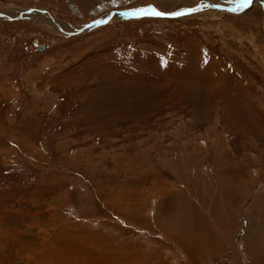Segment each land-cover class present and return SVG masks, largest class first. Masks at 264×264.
Wrapping results in <instances>:
<instances>
[{
	"label": "rangeland",
	"instance_id": "obj_1",
	"mask_svg": "<svg viewBox=\"0 0 264 264\" xmlns=\"http://www.w3.org/2000/svg\"><path fill=\"white\" fill-rule=\"evenodd\" d=\"M150 6L166 15L127 14ZM234 8L0 0L17 12H0V264H40L56 242L115 264H264V0ZM144 52L194 55L208 82L94 58L146 70L127 56Z\"/></svg>",
	"mask_w": 264,
	"mask_h": 264
},
{
	"label": "bare ground",
	"instance_id": "obj_2",
	"mask_svg": "<svg viewBox=\"0 0 264 264\" xmlns=\"http://www.w3.org/2000/svg\"><path fill=\"white\" fill-rule=\"evenodd\" d=\"M214 1V0H213ZM204 3H206V2H204ZM210 3V2H209ZM207 4V3H206ZM205 5V4H204ZM202 8H204V7H202ZM211 9V8H210ZM213 9V8H212ZM208 10V9H207ZM11 11V10H10ZM8 12V11H6V13H3L2 12V10H0V12L2 13V14H5L6 16H8V17H11L12 15H14V13H17V12H15V10L13 11L14 13H12V12ZM119 12H121V13H123V14H126L127 12L126 11H119ZM132 12H130V13H127L128 15H132V16H134L135 17V15L134 14H137V15H139V13H137V12H133L132 14H131ZM205 13V12H204ZM113 14H114V12H110V15H112L113 16ZM108 16V18H110L111 16ZM38 16V15H37ZM126 16V15H125ZM132 16H130V17H132ZM39 18H37V19H43V20H45V21H47L48 22V19L44 16V15H39L38 16ZM49 18V17H48ZM58 23L59 22H57V23H54L53 25H54V27H56L57 29H62V30H65V27H67L68 28V25L67 24H64V23H60L59 25H58ZM56 25V26H55ZM58 25V26H57ZM70 27V26H69ZM83 29V28H82ZM141 54V53H140ZM152 53H146V52H144L143 54H141V55H138L139 56V58L137 57H135L134 55H133V53H128L127 54V56H129V57H131L133 60L135 59V61L136 62H138V63H140L139 65H142V66H144V68H146V70L145 69H143V68H140V67H137L138 68V70L137 69H133L132 68V65H130V63H129V60H128V58H123L122 56L121 57H118V58H113V60L111 61V62H108V63H106V62H104L102 59H100V57H98V56H94V58H95V62L97 61V60H99L100 62H101V64L102 65H98L99 66V68H102V70H103V72L104 71H110V70H113L116 66H118V65H116V64H119V65H123L124 66V71L122 72V75L123 76H127V74H129V72H131L132 73V75H135V76H128V77H131V78H134V79H142V80H144L145 78L144 77H148V76H157V78H158V76H160V77H162V78H164V77H167V76H169V77H173V79H176V81L180 78V80L181 79H183V81H190L191 83H193V82H197V81H201V80H205L204 82H208V79H207V77H206V74H202V72H201V70L199 69V67H198V65L196 64V58L194 57V55L193 56H189V58H188V61H186V62H183V63H185V64H183L180 60H178V61H176V62H174V63H170L169 65H167L166 64V66L164 67V65H163V63H161L160 64V62L162 61H160L159 60V58H161V57H159V56H157V55H155V57H153V55H151ZM94 55V54H93ZM125 55V54H124ZM102 56V55H101ZM103 57V56H102ZM96 58H97V60H96ZM143 59H145V60H143ZM120 60V61H119ZM119 61V62H118ZM135 62V63H136ZM94 63V62H93ZM96 64V63H95ZM163 66V67H162ZM198 69L199 71H200V73H198V72H195V71H191L192 69ZM200 68H202V67H200ZM205 68V67H204ZM97 69V68H96ZM118 69H120L121 70V68H119L118 67ZM115 71V70H114ZM118 72V71H117ZM125 72V73H124ZM142 72H144L145 73V75L143 74V75H139V74H141ZM109 75V74H108ZM117 75V74H116ZM109 77V76H108ZM112 77H114V76H112ZM122 78V77H121ZM126 78V77H125ZM144 78V79H143ZM115 79V78H114ZM149 79V78H148ZM169 79V78H168ZM172 79V80H173ZM225 79V78H224ZM122 80V79H121ZM120 80V81H121ZM179 80V81H180ZM223 80V79H222ZM116 81H117V79H116ZM119 81V82H120ZM138 81H141V80H138ZM152 81V80H151ZM163 81V80H162ZM162 81H160V82H162ZM148 81H146L145 80V83H147ZM159 82V83H160ZM164 82V81H163ZM206 82V83H207ZM209 82L211 83V79H209ZM118 83V82H117ZM121 83V82H120ZM139 83H142V81L141 82H139ZM154 83V82H153ZM199 83V82H198ZM212 83H213V81H212ZM211 83V84H212ZM216 83V82H215ZM210 84V86H212ZM201 85V84H200ZM203 85V84H202ZM209 85V84H208ZM213 87H208V89H212ZM216 90V89H215ZM118 92V91H117ZM248 101V100H247ZM248 103H250V102H248ZM253 106V105H252ZM252 110H253V107L251 108ZM256 114V113H255ZM256 116V115H255ZM258 117V116H257ZM261 119V118H260ZM262 120V119H261ZM240 121V120H239ZM254 123H255V121H253ZM239 123V122H238ZM247 123V122H246ZM245 124V123H244ZM259 125H260V123H259ZM258 124H257V122H256V126H259ZM242 127H244V126H242ZM242 127H239L240 129H242ZM247 129V128H246ZM244 130V129H243ZM132 204V203H131ZM73 230V229H72ZM66 231H68V232H71V229H69V230H67V229H65V231H63V233L64 232H66ZM74 232H76V231H74ZM67 233V232H66ZM77 233V232H76ZM61 235H63L62 234V232L60 233ZM91 236V235H90ZM93 236V235H92ZM92 236H91V238H92ZM86 238V237H85ZM45 239V238H44ZM87 239V238H86ZM88 240V239H87ZM39 241V240H38ZM45 241V240H44ZM81 241H83L82 239H81ZM86 241V240H85ZM88 242L89 241H87L86 243L88 244ZM43 243V242H42ZM62 243V242H61ZM76 244L78 243V244H81L80 243V238H77V240H76V242H75ZM56 246L55 247H53V246H51V245H47L46 243H44V245H43V248H45V251L44 250H40V249H42V247L41 248H36L35 250H33V252L34 253H39V252H42L41 254L39 253L38 255H40V257L43 259V261H40L39 263L40 264H46L45 263V261H47V260H49L50 261V264H115L113 261H114V258H117V257H113V260H111L109 257H107V258H99L98 256L96 257V256H94V258L92 259V257H91V259L89 258V257H87V256H89L91 253L90 252H87V251H90L91 250V248L90 247H87V248H84L85 250H84V252H85V255H83V253L82 252H80L78 255H77V257L76 256H74V257H70V256H68V253H67V250H68V248H67V250H64V253H60V252H63L62 251V244H60L59 242L57 243L56 242ZM58 244H60V245H58ZM83 245H85V244H83ZM38 246V245H37ZM94 248H95V246H94ZM76 249V248H75ZM32 250V249H31ZM77 250V249H76ZM96 250H98V249H96ZM96 250L94 249L93 251H95V253H96ZM102 250V249H101ZM100 249L98 250L99 252L101 251ZM104 250H105V248H104ZM113 250V249H112ZM28 251H29V249H28ZM70 251H71V249H70ZM73 251V250H72ZM107 251H110V248H109V250L107 249ZM79 252V251H78ZM87 252V253H86ZM99 252H98V254H99ZM200 252V251H199ZM32 253V252H31ZM76 253V252H75ZM75 253H70L71 255H76ZM81 253H82V255H81ZM103 253V252H102ZM102 253H100V255L102 254ZM107 253V252H106ZM109 253V252H108ZM113 253H114V251H113ZM92 254H93V252H92ZM97 253L95 254V255H98ZM116 254V253H115ZM24 255V254H23ZM87 255V256H86ZM109 255V254H108ZM31 256V255H30ZM84 256V257H83ZM102 256V255H101ZM119 256V255H118ZM119 257H121V256H119ZM32 258H33V256H32ZM31 258V259H32ZM123 258H121V260H122ZM36 260H37V258H36ZM108 261V262H106V261ZM132 260V259H131ZM134 260V259H133ZM142 258L141 259H139V261H140V263L137 261V264H143V262H142ZM31 261V260H30ZM32 261H33V259H32ZM124 261V260H123ZM187 261V260H186ZM122 261H120V263L119 264H123V262L121 263ZM190 262V261H189ZM145 263V262H144ZM191 263V262H190ZM30 264H32L31 262H30ZM133 264H135V262H133Z\"/></svg>",
	"mask_w": 264,
	"mask_h": 264
},
{
	"label": "snow or ice",
	"instance_id": "obj_3",
	"mask_svg": "<svg viewBox=\"0 0 264 264\" xmlns=\"http://www.w3.org/2000/svg\"><path fill=\"white\" fill-rule=\"evenodd\" d=\"M234 2L238 5V8L230 9V11H243L247 7L252 5L253 0H234ZM203 7H217V5L205 4V5H203ZM201 10H202V7L198 6L196 8L185 9L183 12L172 13V15L181 16V15H186V14L198 12ZM136 12L139 14H142V15H155V16L166 15V13L159 12L154 7H151V6L146 8V9L145 8L137 9Z\"/></svg>",
	"mask_w": 264,
	"mask_h": 264
},
{
	"label": "water",
	"instance_id": "obj_4",
	"mask_svg": "<svg viewBox=\"0 0 264 264\" xmlns=\"http://www.w3.org/2000/svg\"><path fill=\"white\" fill-rule=\"evenodd\" d=\"M138 16H141V15H138ZM138 16H136V17H138ZM103 23V22H102Z\"/></svg>",
	"mask_w": 264,
	"mask_h": 264
}]
</instances>
